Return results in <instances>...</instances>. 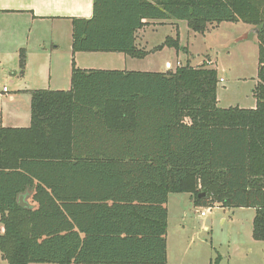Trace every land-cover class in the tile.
<instances>
[{"label": "trees", "instance_id": "16d2710c", "mask_svg": "<svg viewBox=\"0 0 264 264\" xmlns=\"http://www.w3.org/2000/svg\"><path fill=\"white\" fill-rule=\"evenodd\" d=\"M243 23L258 33L255 109L218 106V70L72 71L69 91L31 93V126L0 127V254L9 264H167L168 200L254 208L264 242V0H94L73 52L143 58L151 22ZM180 50L179 39L164 47ZM22 53L20 68L25 69ZM31 191L36 206L19 197ZM217 264V263H215Z\"/></svg>", "mask_w": 264, "mask_h": 264}, {"label": "rangeland", "instance_id": "374dc122", "mask_svg": "<svg viewBox=\"0 0 264 264\" xmlns=\"http://www.w3.org/2000/svg\"><path fill=\"white\" fill-rule=\"evenodd\" d=\"M184 25L186 27L187 23L180 21L183 46L189 49L190 54L180 52L179 55L176 49L166 46L163 52L155 51L146 62L136 60L135 63H130L131 58L129 63L121 60V55L78 54L80 56L75 65L164 73L190 61L194 67L205 65L218 69L219 79H224V82H219L217 90L220 108L236 107L238 104L249 107V103L255 100L252 89L256 86L259 66L258 35L253 33V28L243 23H222L210 25L205 34L192 31L187 34ZM41 30L21 18L0 17V93L4 88L8 90L0 98V127L14 123L17 111L23 114L29 107L30 97L24 90L50 89L49 68L57 63H51V57L47 55L50 44ZM148 32L150 47L158 48L168 38L177 39L176 28L160 22L153 24ZM20 47L27 56L22 76L17 51ZM42 53L47 55L45 59L41 58ZM167 60L172 64L170 70L165 65ZM39 68L44 73L39 74ZM71 87L70 77L66 88ZM170 196L167 264H264V242L253 237L254 208L229 209L218 206L219 203L214 207H197L188 194ZM0 264L9 263L0 257Z\"/></svg>", "mask_w": 264, "mask_h": 264}, {"label": "crops", "instance_id": "0c3cea01", "mask_svg": "<svg viewBox=\"0 0 264 264\" xmlns=\"http://www.w3.org/2000/svg\"><path fill=\"white\" fill-rule=\"evenodd\" d=\"M93 6H94V0H0V17L2 18L10 17V19H16V20H20L21 18L23 21H27L28 25L32 24L35 27L37 26V28L39 27L40 29H42L41 31H43L45 38L50 44V48L48 49L49 51L47 55H50L51 63H57L54 66L51 65V67L49 68V71H50V81H49L50 89L49 90L69 91L72 87L70 89H67L66 87H68V85L70 84V77H71V82H72V71L74 67L78 69H82V70L95 69V68H87L86 66H81L78 64L76 66L75 63H78V62H76L75 60L77 59L78 56H80L78 54H92V55L114 54L118 56L121 55L124 57V58L121 57L122 58L121 60H127L126 62L129 63L128 60L129 58H131L132 61L130 63H135L136 60H139L141 62H146V60H148V58L151 57V55H153L155 51H157L156 47H150L149 42L147 40L149 29L152 28L153 24L158 23L154 21V22H151L150 25H148L147 27L139 30L136 35L137 47L140 50L147 53L141 59L132 58L128 55L120 54V53H77V54H74L73 52V20L78 19V18H84V19L92 18ZM164 24L171 25L176 28L177 39H179L180 47H181L180 50L177 51L178 54L180 55V52L190 54V52L188 51L189 49L183 46V41L181 38V31H180V21L172 20V21L164 22ZM187 26H188V23L186 27L184 25V32L189 34L191 30ZM209 26H208V29H209ZM32 36H33V33H32ZM35 38L37 37H34V39ZM165 48L166 47H164L161 50V52H163ZM17 51L19 55L18 64L20 67L22 53L24 54L25 63H26L27 56L25 55V51L23 48L20 47ZM46 56L44 53H42L41 58L45 59ZM81 58H83V56ZM100 58H104V57H100ZM210 62L213 63L212 61ZM210 62H207V63H210ZM65 63H69V64H65ZM165 63H166L165 64L166 68L168 67V65L172 66V64L168 60ZM99 70H109V69H99ZM119 71H124V70H119ZM125 71H129V70H125ZM132 71L136 72L135 70H132ZM48 72L45 74V76H47ZM38 73L39 74L44 73L43 69L39 68ZM22 75H24V72L21 73V76ZM66 76H68V78H66ZM221 80L222 78L220 79V82ZM255 85L256 83H254V86ZM35 90H46V89L31 88L30 90L29 89L24 90L23 92L25 91L28 92L29 97H30L29 107H27V110L24 111L23 114L17 111V118L15 122L5 128H12V129L30 128L31 126V93L32 91H35ZM253 90L254 88L252 89V95L255 100H253L252 103H249L250 106L241 107L238 104L236 107L242 108V109H254L257 106V99L254 96ZM218 100H219V104H218L219 106L220 105L219 97H218ZM245 104L247 105V103ZM229 108H234V107H229ZM223 109H228V108H223ZM31 195H32V192L27 191L25 192L23 196H25V202L30 206V208L34 209L36 206L32 203ZM188 195L190 196L191 202L194 204L193 197L190 194ZM169 216H170V210L168 207V227H169ZM3 233H4V226L0 222V237L3 235ZM167 249H168V244H167ZM0 257L2 258L1 254H0Z\"/></svg>", "mask_w": 264, "mask_h": 264}, {"label": "water", "instance_id": "95a60500", "mask_svg": "<svg viewBox=\"0 0 264 264\" xmlns=\"http://www.w3.org/2000/svg\"><path fill=\"white\" fill-rule=\"evenodd\" d=\"M260 32V29H253V33L257 34ZM19 204L23 208H30V206L25 202V196H20L19 197Z\"/></svg>", "mask_w": 264, "mask_h": 264}, {"label": "built area", "instance_id": "2783aa9c", "mask_svg": "<svg viewBox=\"0 0 264 264\" xmlns=\"http://www.w3.org/2000/svg\"><path fill=\"white\" fill-rule=\"evenodd\" d=\"M171 67H172L171 65H168V67H167L168 70H170ZM221 82H224L223 79L221 80ZM7 92H8V90L6 88H4L2 93L6 94ZM2 93H0V98H2ZM202 216H205V213H202Z\"/></svg>", "mask_w": 264, "mask_h": 264}]
</instances>
